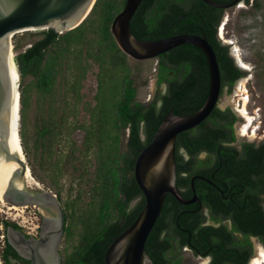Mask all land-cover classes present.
Wrapping results in <instances>:
<instances>
[{"label": "trees", "instance_id": "obj_1", "mask_svg": "<svg viewBox=\"0 0 264 264\" xmlns=\"http://www.w3.org/2000/svg\"><path fill=\"white\" fill-rule=\"evenodd\" d=\"M242 1L258 5L256 0ZM125 2L96 0L88 16L75 28L62 33L51 28L26 31L13 36L11 42L20 80L22 150L33 177L56 193L65 212L61 264H105L108 245L136 219L145 204L133 172L140 150L153 139L170 111L177 115L196 111L209 90L206 56L197 46L186 43L154 58L159 68L158 83L168 85L165 94L157 95L148 105L137 98L139 72L129 64L130 57L119 48L111 32V24ZM225 11L202 0H142L129 26L141 40L178 33L204 35L219 64L221 96L225 86L231 90L232 84L246 73L230 55V45L217 37ZM92 62L97 65V72L93 104L85 106L89 122H70L72 125L64 128L68 121L65 103L68 98L80 102L82 80ZM27 76L32 77L29 82H25ZM31 87L42 97L50 95L53 102L48 117L36 129L32 152L25 129ZM56 102L65 103L55 105ZM71 111L76 116V111ZM235 120L229 107L222 110L216 106L199 125L177 135L176 185L185 199L195 193L199 200L182 204L167 194L145 243L153 264H186L181 252L184 246L191 247L194 255L211 253V264L225 260L242 264L249 256V235L264 243V140L259 144L243 142L239 147L231 144L236 140ZM78 128L84 132L80 148L72 143L67 152L55 154V138L64 129L69 134ZM180 148L187 151V159L178 152ZM201 151L211 155L208 162L196 158ZM91 159L95 164L89 172ZM69 168L73 179L80 180V187L74 197L70 187L67 198L62 199L61 180ZM204 208H209L211 219L219 225L203 224ZM226 219L231 220V228L225 224ZM2 224L5 231L8 226L23 230L11 220L4 219ZM235 232L245 240L240 241ZM0 261L29 263L8 243L6 234L0 245Z\"/></svg>", "mask_w": 264, "mask_h": 264}, {"label": "water", "instance_id": "obj_2", "mask_svg": "<svg viewBox=\"0 0 264 264\" xmlns=\"http://www.w3.org/2000/svg\"><path fill=\"white\" fill-rule=\"evenodd\" d=\"M96 0H0V194L8 204L35 205L44 209L38 237L26 236L20 229L6 228L9 244L26 264H61L59 247L63 239L65 212L61 201L48 188L38 186L26 157L15 154L14 78L6 44L7 35L21 32L54 29L58 33L78 26L90 13ZM142 0H126L124 8L116 15L111 32L119 48L134 61L154 63L158 55L182 44H193L206 56L209 69L207 97L196 111L177 115L170 111L156 130L153 139L140 150L134 162V178L142 191L145 204L136 219L108 245L105 264H153L146 252L145 243L161 214L167 194L179 203L198 200L196 194L185 199L178 186L176 164L177 135L199 125L221 103V76L215 51L204 35L178 33L161 39L141 40L130 31V20ZM204 3L226 11H238L244 2L233 0ZM240 2V3H239ZM237 66L245 70L241 65ZM20 95V94H19ZM21 168L17 180L26 181V170L37 183L33 188L14 184L16 161ZM194 177L191 188L194 192ZM208 223L217 225L212 221ZM13 261H16L13 259Z\"/></svg>", "mask_w": 264, "mask_h": 264}, {"label": "rangeland", "instance_id": "obj_3", "mask_svg": "<svg viewBox=\"0 0 264 264\" xmlns=\"http://www.w3.org/2000/svg\"><path fill=\"white\" fill-rule=\"evenodd\" d=\"M256 1L258 2L257 7H254L253 4L251 5L243 3L238 11H225L223 21V23H225L223 26L224 38L221 37L222 41L228 42V44L230 45V51L234 56L235 61L238 64H240L241 62V65L244 64V68H247L245 69V75L240 77L236 81L231 90H228L227 88L223 89V92L221 94V103L219 104L220 108L224 109L225 107L229 106L233 110H235L237 108H235V106L238 104L242 106L243 98L245 99V111L248 113V116L251 120L248 121L244 114L242 116L246 121H242L241 115H239L235 110L238 119L234 125L236 134V141L234 144L238 147L242 142H253L257 144L264 139V0ZM22 33L24 32L17 33L15 35H19ZM90 38H93V36H91ZM11 40L13 42V37ZM13 52L15 55V51ZM129 64L133 68H137V72H139L136 78L138 86L137 98L143 101L153 98L156 89V62L147 63L134 61L132 58H130ZM96 72L97 65L93 64L92 62L90 68L86 73V76L82 80L83 86L80 90L81 100L79 103H75L73 98H68V103H55V105L64 103L66 104L65 109L68 121L67 123H65L64 128L66 126H69V124L71 126L72 124L70 122L88 124L89 111L88 107L85 106H87L86 103L92 102L93 104V95L96 90ZM31 79V76H27L25 78V82H29ZM56 91L57 90H55V92ZM29 94V110L25 129L27 142L32 152L36 144V129L41 126L43 118L46 119L48 117V110H50L49 106L50 103L53 104V102H50V95L42 97V95H40L39 92H37V90L33 87L30 88ZM55 97H57V99L59 98L58 91ZM72 109L76 111V116L71 111ZM243 123L244 125L248 124L247 127L251 133H255L253 137H247V135H239V129L243 126ZM67 130L68 129H64L63 134L55 138L53 143L55 154H57L56 152H67L72 143L80 148V143L83 138L84 132L78 128L77 130H74L71 133L67 134V132L69 131ZM200 157L205 159L206 155L204 153H201ZM94 162L95 161L91 159V165L88 168L89 172L94 169ZM75 165L77 167H80V163H78V161L75 162ZM69 166L70 165H67V167ZM70 169L71 168H69V171L62 177L61 180L63 188L61 193L62 199L67 198L70 192V187L72 188L71 197L75 196L77 189L80 187V180L73 179L71 175L72 170ZM75 175L76 174L74 173V176ZM81 185L83 187H86V185L82 182ZM30 186L31 188H33L35 185ZM40 186L46 189L44 184L41 183ZM85 200L88 201V198H86ZM41 215L47 216L49 215V213L42 208H37L31 205H27V207H24V209H22L21 211L9 210L8 203L5 204L0 201V220L7 219L14 221L21 227H23L26 231L30 232V234L32 235H36V232L38 230L36 225H40ZM2 232L5 235L6 232L4 230V227L2 228ZM253 241V256H255L258 253V248L261 247L264 250V244H260L256 240ZM63 246L64 243L62 240L61 249L63 248ZM182 255L186 264H204V260L202 258L194 257L188 250L183 249Z\"/></svg>", "mask_w": 264, "mask_h": 264}, {"label": "bare ground", "instance_id": "obj_4", "mask_svg": "<svg viewBox=\"0 0 264 264\" xmlns=\"http://www.w3.org/2000/svg\"><path fill=\"white\" fill-rule=\"evenodd\" d=\"M224 21V19H223ZM224 24L223 23L218 31V37H223L224 38ZM11 34L7 35V48H8V53H9V57H10V62H11V67H12V72H13V78H14V120H15V154H17L18 156H20V158L24 159L25 155L23 153L22 150V146H21V140H20V135H19V84H18V71L14 62V56H13V52H12V46H11V41L10 38ZM240 62V61H239ZM241 65V62L240 64ZM244 68V64L241 65ZM247 69V68H244ZM242 83V82H241ZM239 84V83H238ZM232 101V100H231ZM236 102V101H235ZM238 102V101H237ZM237 107V108H236ZM235 110L238 112L239 115H244L246 116L247 120L250 121V117L248 116V113L245 111V99L243 98V104L241 105H236L235 106ZM250 115V114H249ZM243 117V116H242ZM250 125V124H249ZM248 124L243 125L240 129H239V135L242 136H246L247 137H253V135H255V133H251L248 130ZM251 127V126H250ZM252 134V135H251ZM16 161V160H15ZM21 168V164L16 161V169H15V181L14 184L18 187H22L25 183L28 185H36L37 183L35 182L34 178L31 177L30 175V170H26V174H25V179L24 180H17L16 178V172ZM38 186H40V184H38ZM0 201L2 203L7 204L5 198L0 194ZM24 207L27 206H20V205H15V204H8V209L9 210H14V211H21L22 209H24ZM264 263V250L260 247L258 248V253L253 256V258L250 260L249 264H263ZM1 264V261H0Z\"/></svg>", "mask_w": 264, "mask_h": 264}, {"label": "flooded vegetation", "instance_id": "obj_5", "mask_svg": "<svg viewBox=\"0 0 264 264\" xmlns=\"http://www.w3.org/2000/svg\"><path fill=\"white\" fill-rule=\"evenodd\" d=\"M240 2H243L242 0L240 1ZM239 2V3H240ZM225 14V13H224ZM223 19H224V15H223V17H222V19H221V21L219 22V24H218V27H217V37H218V31H219V28H220V26H221V24L223 23ZM219 38V37H218ZM220 40H221V37L219 38ZM222 41V40H221ZM223 43H225V44H228V42H225V41H222ZM230 51V50H229ZM230 55L234 58V56L231 54V51H230ZM234 60H235V58H234ZM235 63H236V65H237V62L235 61ZM155 71H156V75H155V77H156V89H155V94H154V96H153V98H151V99H148V100H146L145 101V103L148 105L155 97H157V95H162V94H165V92L167 91V89H168V85H167V83L166 82H162V83H158V75H159V68H158V65H157V61H156V67H155ZM239 79V78H238ZM237 79V80H238ZM236 80V81H237ZM236 81L232 84V86H231V88L234 86V84L236 83ZM224 88H227V86H225ZM223 88V89H224ZM228 89V88H227ZM141 101H143V100H141ZM144 102V101H143ZM159 103V101H157V104ZM227 107H229V106H227ZM227 107H225L224 109H226ZM220 108V107H219ZM230 108V110H231V112H233V114L237 117V119H238V116H237V113H236V111L235 110H233L231 107H229ZM220 109H222V110H224L223 108H220ZM241 120L243 121L244 120V122L246 121L245 120V118H243L242 116H241ZM237 120H235V122H236ZM235 122L233 123V129H234V125H235ZM243 125H244V123H243ZM234 133H235V129H234ZM141 135H142V138H144V133H143V130H141ZM235 136H236V134H235ZM264 140V139H263ZM236 141V140H235ZM235 141H233V142H231V144H233V145H235L234 143H235ZM262 141V140H261ZM260 141V142H261ZM176 142H177V138H176ZM259 142V143H260ZM243 143V142H242ZM259 143H257V144H259ZM240 145H241V143H240ZM179 153H181V155L184 157V158H188L189 157V155H188V153H187V151L184 149V148H180L179 149V151H178ZM201 153H204L205 155H206V157H205V161L206 162H208L210 159H211V155H209V153L207 152V151H201V152H199L198 153V155H197V159H203V158H201L200 157V154ZM51 192L53 193V194H55V196L57 197V195H56V193H54L52 190H51ZM197 198H198V196H197ZM198 200H199V198H198ZM198 200H196V201H198ZM37 208H39V207H37ZM204 214H205V216H206V219L204 220V222H203V224L205 225V224H210V223H208V221H212V222H214V223H217V225H219V222H217V221H214V220H212L211 219V215H210V213H209V208H204ZM43 216L44 215H41V222H40V225H36V227H37V232H36V235H32V234H30V232H28V231H26L23 227V232L25 233V235L26 236H33V237H38L39 236V232H40V226H41V223H42V218H43ZM16 223V222H15ZM225 224L229 227V228H231V226H232V223H231V220L230 219H226L225 220ZM19 225V224H18ZM211 225H213V224H211ZM217 225H214V226H217ZM20 226V225H19ZM21 230V229H20ZM235 235L238 237V239L240 240V241H244L245 239H244V237H243V235L241 234V233H238V232H235ZM247 239H248V241L250 242V247H249V252H248V254H249V256H248V258H247V260L244 262V263H242V264H249L250 263V260L253 258V253H254V251H253V240H256V241H258L260 244H264L263 242H262V240L259 238V237H257V236H252V235H249L248 237H247ZM63 240V239H62ZM62 240H61V242H62ZM234 248H236L235 246H234ZM183 249H185V250H188V251H190V253L194 256V257H199V258H202L204 261V264H211V262H212V254L211 253H209V252H207L205 255H194V253H193V251H192V249H191V247H188V246H184V247H182L181 248V252L183 251ZM242 249V248H241ZM240 249V250H241ZM60 250H61V243H60V247H59V253H60ZM232 254V253H231ZM230 254V255H231ZM60 256H61V253H60ZM225 257H227L228 255H227V253H226V255H224ZM243 260V257H241V256H239V261H242ZM226 262H224V263H222V264H234L235 262H233V261H230V260H225Z\"/></svg>", "mask_w": 264, "mask_h": 264}, {"label": "built area", "instance_id": "obj_6", "mask_svg": "<svg viewBox=\"0 0 264 264\" xmlns=\"http://www.w3.org/2000/svg\"><path fill=\"white\" fill-rule=\"evenodd\" d=\"M34 207H37L35 205H31ZM2 228H3V224H2V219L0 220V245L3 244V240H4V233L2 232Z\"/></svg>", "mask_w": 264, "mask_h": 264}, {"label": "clouds", "instance_id": "obj_7", "mask_svg": "<svg viewBox=\"0 0 264 264\" xmlns=\"http://www.w3.org/2000/svg\"><path fill=\"white\" fill-rule=\"evenodd\" d=\"M239 65V64H238Z\"/></svg>", "mask_w": 264, "mask_h": 264}]
</instances>
